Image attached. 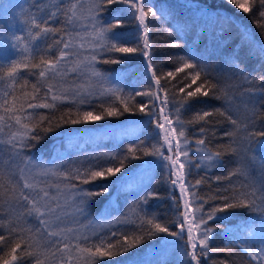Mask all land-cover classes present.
<instances>
[{
	"label": "trees",
	"instance_id": "obj_1",
	"mask_svg": "<svg viewBox=\"0 0 264 264\" xmlns=\"http://www.w3.org/2000/svg\"><path fill=\"white\" fill-rule=\"evenodd\" d=\"M240 2L244 3V0ZM53 3L61 9L68 6V0L63 4L59 0H0V75L7 71L13 60L24 55H31L32 63H38L41 57L54 60L63 47L57 43L60 40L70 42L68 51L72 53L64 62L66 67L61 69L60 76L55 80L45 78L47 83L57 85L58 94L68 96L66 100L52 101L51 96L46 95L45 80L39 78V69H21L14 95L22 96L25 91L31 93V86L35 84L40 91L37 98L29 102H47L55 107L26 109L21 113L24 116L30 114L24 122L29 124L32 132L24 138L26 146L11 148L0 143V169L6 173L2 181L5 187L8 186V174H14L13 179L22 183L19 168L24 167L25 175L36 177L46 188L49 199L55 197L52 203L59 205L55 214L59 219L55 220L53 228L60 230L61 235L49 238L46 233H35V229L41 226L35 214L26 216V202L16 205L13 201L10 205L4 202L6 197L0 199V236L6 237L0 243V264L3 260H10L11 249L22 240L26 243H21V249L16 253L18 257L23 254L19 264H38L41 261L43 264H56L61 255L51 256L56 241L79 243L81 247L97 245L101 240L113 244L117 240L123 242L125 236H143L149 226L142 221L148 218L179 235L158 233L151 238L145 237L141 244L127 253L101 258L98 264H144L145 258L148 259L146 264H191L190 257L186 255L190 251L186 235L177 227L182 220V206L177 190L171 184L169 162L164 159L168 154L157 127L160 122L157 93L167 98L165 111L170 119L175 120L176 109H181L179 115L185 122L189 141L184 147L191 161L186 165V182L196 185L197 180L202 181L189 189L199 197L193 207L202 206L196 216H202L206 227L213 229L209 236L208 255L204 256L197 249L200 264H263L247 252L258 251L259 237L264 242V227L258 231L261 225L257 224L264 222V214L243 207L216 212L212 220H208V214L214 208L223 207L225 200L222 198H230L252 187L248 175L229 176L238 167L250 171V165L255 164L257 183L259 187L264 184V176L258 169L262 164L264 173V137L257 135L264 132V94H261L264 82L260 81L264 76V60L261 59L264 56L261 52L264 26H260L264 25V18L260 16L264 0H255L248 13L227 0H144L145 10L148 7L157 10L156 16L147 17L148 49L143 47L144 31L135 18L136 10L125 3L111 5L100 11L97 26H107L115 22L114 16L120 17L123 27L116 31L122 45L139 49L128 54L109 51L106 42L94 36L93 21L87 15L92 0H83L79 7L83 18L71 24L65 22L63 12L48 19L49 13L56 11ZM33 15L58 31L48 33L39 42L32 41L30 23L26 21ZM14 37L22 39L17 42ZM24 44L29 45L27 53L21 52ZM143 51L150 52L152 70L148 69ZM93 56L96 57L94 61L91 60ZM117 58L123 62H105ZM184 60L199 65L197 70H202L201 79L195 85L191 79L195 74L193 70L186 69L174 77L166 75L170 71L175 72ZM76 62H83L79 70L68 71L67 66L75 67ZM88 65L101 76H93ZM153 72L160 80L159 86L153 79ZM248 74L255 79H245ZM205 81L208 85H215L210 89L211 94L201 96L199 102L190 107L181 108L180 101L186 93L179 90L186 85L195 88ZM109 88L118 91L116 94L105 91ZM5 91L13 92L6 88V82H0V102ZM117 95L128 104L129 111H124V103L117 99ZM142 105H148L145 112L138 110ZM112 107L121 114L107 116L104 110ZM225 109L227 115H221ZM205 111L213 113L206 123L188 124ZM84 112L103 115L104 118L76 124L66 122L82 119ZM228 116L236 124H232ZM41 117L45 119L41 120ZM17 128H6L0 132V141L7 140ZM47 128L51 131H45ZM32 136L40 139H32ZM201 139L205 141L204 145L196 143ZM258 144L261 150H256ZM129 148L136 151L129 153ZM153 148H159L162 155H144L145 149L151 151ZM229 148L236 151L230 152ZM213 152L221 153L222 163L212 166L203 163V156ZM124 157H127L125 166L115 176L88 184L76 179L77 170L118 167ZM25 160L29 163L25 164ZM197 164L201 167L198 168ZM60 173H67L68 177ZM102 187L109 191L101 196L81 195L83 191L95 192ZM24 191L27 194L30 190ZM82 200L88 202L81 205ZM227 202L233 203V200L228 199ZM39 206L43 210L45 201H40ZM40 218L51 219L46 211ZM13 227H31L32 233H12ZM33 234L47 242L38 247ZM28 244H31V249ZM160 247H166L164 253L151 256L150 252ZM29 250L34 252V256H27Z\"/></svg>",
	"mask_w": 264,
	"mask_h": 264
},
{
	"label": "snow or ice",
	"instance_id": "obj_2",
	"mask_svg": "<svg viewBox=\"0 0 264 264\" xmlns=\"http://www.w3.org/2000/svg\"><path fill=\"white\" fill-rule=\"evenodd\" d=\"M83 0H68V6L66 8L61 9L57 3H53L52 7L56 9V11L49 13L48 19L51 20L53 17L57 16L59 13L63 12L65 17V22L68 24L73 23L76 20L83 18L80 15L79 7ZM227 2L233 4L235 7L241 9L243 12L248 13L254 6L255 0H244V3H241L240 0H227ZM60 4L65 3V0H59ZM125 3L128 4L130 7L136 10L135 18L138 21L140 27L143 28L144 31V49H148L150 47L149 40H148V27H147V17L148 16H156L157 10L154 7H148L146 10L143 7L144 0H92V3L87 11V15L93 21L94 27V36L102 41L106 42V47L109 51H114L117 53H135L139 51L138 48L134 47H126L122 45L120 40L119 34L117 33V29L123 27V22L120 17L114 16L113 20L114 23H109L107 26H97L100 22L98 20V16L100 11L108 8L114 4ZM101 4H103V8H101ZM262 11L260 12V16L264 18V4H261ZM40 11H44V9H40ZM30 23L29 27V35L31 36V40L34 42H39L44 40L47 37L48 33L56 32L57 29L48 26V22L44 21L41 23L39 19H37L34 15L29 18L28 21ZM264 26V25H260ZM38 29V31H37ZM34 32V35H33ZM78 35V34H77ZM17 42L21 41V37H14ZM71 40V38H70ZM58 44H62L63 47L60 48L59 55L53 59H46L41 57L38 63H32V56L31 55H24L21 59H15L11 62V66L7 69L6 72H3L0 75V82H6V88L12 89L13 92L9 93L5 91L3 93V100L0 102V132H4L5 129H10L12 127H16L17 131L11 132L8 136V139L5 141H0V143L7 144L11 148L23 147L26 146L24 144V138L28 137L29 134L32 132V128L29 124L25 123L24 121L29 119V116L21 115L24 113L26 109H34V108H52L55 107L54 104L51 103H31L30 100H35L37 98V94L40 91V88L33 84L31 87L33 91L31 93L24 92L22 96L14 95L16 84L18 80V76L20 75L21 69H39V78L41 80H45V87L47 89L46 95H50L52 101L57 100H66L68 96L66 94H58L57 93V85L54 83H47L45 78H49L55 80L58 76L61 75V69L66 67L64 64L65 61L69 60L72 56V53L68 51L70 48V42L60 40L57 41ZM83 45H81L82 47ZM176 46V45H173ZM15 47V45H14ZM51 48V45L49 46ZM30 51L29 45L24 44L21 48V52L27 53ZM261 52L264 53V46L261 48ZM143 56L146 60H148V69L152 70L153 65L151 63L150 52L143 51ZM264 60V56L261 57ZM91 60H96V57H91ZM106 63H122L123 61L119 58L105 61ZM83 62H76L75 67L67 66L68 71H77L81 67ZM235 66V65H234ZM89 69L92 72L93 76L100 77L101 74L96 71L91 65H88ZM200 66L190 62L189 60H184L180 67L175 69V72H168L166 75L169 77H174L177 73L184 72L187 70H193L195 72L194 75H191L192 85L197 84V81L201 79L202 70H197ZM241 74L244 75L243 70L239 69ZM191 74V73H190ZM153 79L156 81L157 86L160 84V80L156 77L155 72H153ZM245 79H255L251 77V74L245 75ZM260 81L264 82V76L260 77ZM27 84V82H25ZM192 85H186L185 88H181L179 91L181 93H186L182 100L180 101L181 108L190 107L193 103L199 102V98L201 96L208 97L211 92L210 89L214 88L215 85H208V82L205 81L199 86L192 88ZM207 85V87H206ZM24 87V86H21ZM187 89H190L186 91ZM107 92H111L113 94L117 93L116 88H109L105 89ZM145 95H150L151 93H144ZM251 94H255L252 92ZM264 94V91L261 92ZM139 95V93H138ZM11 97V98H9ZM220 97H217L219 99ZM117 99H121L119 95H117ZM159 99V97H157ZM121 102L124 101L121 99ZM83 103V101H81ZM164 107L161 108V115L165 123H158L157 127L164 132V142L168 145L169 151H173V141H175L174 149H175V159L172 156L164 157L165 160L170 161L172 166V174L177 177L171 181L172 185L176 187L179 186L181 197L180 199L183 200L184 209L183 217L184 220L181 224V232L185 230V226H187V244L191 251H188L186 255L190 257V260L194 262V264H200V256L198 255L197 249H199L200 253L204 256L208 255L209 249V236L213 232L212 228L206 227V221L203 217H197L196 213L201 212L202 206L193 207V205L197 202L199 197L194 191H190V188H194L196 185L202 183V181L197 180L196 185H190L186 182L185 177L188 174V168L186 165L190 164L191 161L188 160V152L183 150L182 146H187L189 141L186 135V125L183 120L180 119V108L176 109L177 116L175 120L169 118L167 114H164V109L167 107L168 101L165 97L164 101H162ZM148 108V105L139 106L138 110L140 112H145ZM129 107L127 103H124V111H129ZM107 116H117L121 113L117 110V108H107L104 110ZM212 112L205 111L202 114H197L193 120L189 121L188 124H199L201 122L206 123L207 119L212 115ZM221 115H227V109L220 112ZM103 115H95L92 112H84L82 119H74L66 122H70L73 124L82 123V122H92V121H99L103 119ZM41 120L45 119L44 117L40 118ZM228 119L231 121L232 124H236V121L228 116ZM167 125L168 127H166ZM171 129L169 131L168 129ZM45 131H51L50 128L45 129ZM200 132L203 133L204 129L201 128ZM225 135H232L231 133H225ZM257 135L264 137V132L258 133ZM32 139L39 140V136H32ZM196 143L198 145H204L205 141L203 139L197 140ZM129 153H134L136 151L135 148H129ZM228 151L235 152V149L229 148ZM144 155H155L161 156L162 153L159 148H153L151 151L145 149ZM221 153L220 152H213L203 156V163L212 166L216 163H222L220 160ZM138 158V157H133ZM127 157H124L120 161L118 167H107L101 168L100 170H84L83 172L77 170L76 172V179H80L82 183L88 184L91 182L96 181L97 179H104L108 176H115L117 173H120L124 168V160ZM11 163V160L8 162ZM29 161L25 160V164H28ZM176 165H179V169H176ZM197 167H201V164H197ZM5 171L0 169V199H3L5 203L11 205V202L15 201L16 205H20L21 202H26L27 209H26V216H32L35 214L36 218L39 220V225L35 229V233L43 234L46 233L47 237H54L60 236L61 231L55 230L53 228L55 220L59 219L58 216L55 214L59 209V205L52 203L55 200V197L49 199V192L46 190L45 187H42L38 181V179L31 175H25V168H19V180L22 183H17L13 176L14 174H8L7 184L8 186L5 187L3 181V177L5 175ZM44 173H38L37 175H41ZM237 174H244L247 176V171L242 168H237L236 171L230 172L229 176H234ZM61 176L65 178L68 177L67 173H60ZM86 177V178H85ZM219 179V178H217ZM243 187V186H242ZM25 189L30 190L29 193H25ZM109 189L107 187H102L99 191H83L81 193L84 197H91V196H101L104 193L108 192ZM35 193V196L32 193ZM264 193V184H261L259 188L253 184V186L248 191H241L239 193L234 194L230 198H222L225 200V203L222 208H214L212 209L211 213L208 214V220H212L216 212L224 211L227 208H234V207H243V208H251L257 212L264 214V195L257 196V193ZM149 195H153L149 193ZM143 199V198H142ZM233 200V203H228L227 200ZM40 201H45V208L39 206ZM88 201H81V205L86 204ZM82 211V207L80 209ZM44 211H46L51 219H42L40 218ZM146 223L149 228L143 234V236H134L128 237L125 236L123 242L117 240L115 244L113 243H106L104 240H101L99 244L92 245L88 247H81L79 243L70 244V243H63L62 241H56L53 245L55 251L51 252V256L55 258L57 254H61L59 259L56 260V264H98L99 259L101 258H111L117 255H121L123 253H127L130 249L135 248L137 245L141 244L142 240L147 237L151 238L158 233H166L171 236H177L179 233L177 232H170L167 226L162 225L161 223L155 222L154 219L148 218L142 221V224ZM204 225V227H201ZM43 230V232H42ZM12 233H19L23 234L24 232L32 233L31 227H23V228H15L11 229ZM69 231H71L69 229ZM5 236H0V243L5 241ZM113 239H115V234H113ZM33 240L37 244V246H41L43 243L47 241H41L39 237L33 234ZM21 243H26L25 241H21ZM21 243H16L15 246L11 249L12 255L10 260H3L2 264H19L20 259H22L23 254L18 257L16 253L18 250L21 249ZM27 247L31 249V244H28ZM260 255L255 254L252 251H248L247 254L251 256L254 260H261L264 261V242H262V246L260 248ZM75 253V256L73 255ZM27 256L32 257L34 256V252L29 250ZM38 264H43V262H38Z\"/></svg>",
	"mask_w": 264,
	"mask_h": 264
},
{
	"label": "rangeland",
	"instance_id": "obj_3",
	"mask_svg": "<svg viewBox=\"0 0 264 264\" xmlns=\"http://www.w3.org/2000/svg\"><path fill=\"white\" fill-rule=\"evenodd\" d=\"M157 97H159V99H157ZM157 97H156V104L158 105V112H159V116H160V122L159 123H165V121L163 120V118H162V115H161V108H163L164 107V105H163V103H162V101H164V98L162 97V95H160L159 93H157ZM164 114H167L166 113V111H165V109H164ZM166 127H168L167 125H165ZM158 130H159V133H160V137L162 138V141H163V145H164V147H165V149H166V151H167V154H168V156H172V158L173 159H175V149H174V145H175V141H173V151H169V148H168V145L164 142V139H163V136H164V132L161 130V129H159L158 128ZM169 131H171V129L169 128L168 129ZM183 147V150L185 151V147L184 146H182ZM260 147H261V145H259L258 144V146H256V150H261L260 149ZM169 162V167H170V173H171V181L172 180H174V179H177V177L175 176V175H173L172 174V166H171V163H170V161H168ZM254 164V163H253ZM262 168H263V165L262 164H259L258 165V169H259V171L261 172V174L264 176V173L262 172ZM176 169L178 170L179 169V165H176ZM250 171H247V168H246V171H247V175H248V177L250 178V183L252 184V186H253V184H255V186L257 187V188H259V184L257 183V174H256V172H257V167L255 166V164L254 165H250ZM138 171V170H137ZM136 171V172H137ZM256 171V172H255ZM129 179V178H128ZM127 180V179H126ZM264 180V179H263ZM128 181V180H127ZM172 184V183H171ZM173 186V185H172ZM176 190H177V194H178V196H179V199H180V197H181V192H180V189H179V186L177 185L176 187H174ZM258 196H260V195H264V193H259L258 192ZM180 201H181V204H182V215H181V218H182V220H181V224H182V222H183V220H184V217H183V212L185 211V209H184V204H183V200L182 199H180ZM181 224L179 225V226H177L178 227V229H179V231L181 232ZM258 225H261V227L260 228H258V231H260L263 227H264V222L262 223V222H258L257 223ZM181 233H184L185 235H186V238L188 237V232H187V226H185V230L183 231V232H181ZM262 237H259V239H258V244H259V247H258V251L255 253V254H257V255H260L261 254V252H260V248H261V246H262V239H261ZM187 240V239H186ZM165 249H166V247H160V248H156V249H154L153 251H151L150 252V254H151V256H153V255H156V254H160V253H164V251H165ZM190 251H191V249H190ZM148 258H150V257H148ZM148 259L147 258H145V260L143 261V263L144 264H146L148 261H147ZM191 261V260H190ZM263 262V264H264V261H262ZM191 264H194V262H192L191 261Z\"/></svg>",
	"mask_w": 264,
	"mask_h": 264
}]
</instances>
